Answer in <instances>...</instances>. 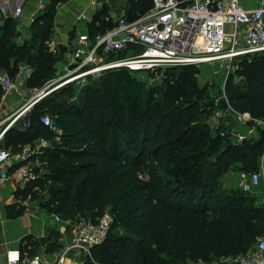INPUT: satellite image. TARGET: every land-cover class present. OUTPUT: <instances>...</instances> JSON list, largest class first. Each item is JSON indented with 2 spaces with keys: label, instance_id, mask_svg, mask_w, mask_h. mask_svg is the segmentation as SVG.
Listing matches in <instances>:
<instances>
[{
  "label": "trees",
  "instance_id": "trees-1",
  "mask_svg": "<svg viewBox=\"0 0 264 264\" xmlns=\"http://www.w3.org/2000/svg\"><path fill=\"white\" fill-rule=\"evenodd\" d=\"M67 1L45 0L31 22L30 41L22 45L12 41L13 19L4 20L0 73L15 77L24 63L32 69L25 85L36 89L54 77L60 56L48 43L57 8ZM127 2L129 20L152 5L151 0ZM114 24L102 18L87 34L93 38ZM239 59L240 82L229 75L225 96L236 111L264 121V52ZM177 67L182 68L179 74L176 67L166 68L173 71L164 78V90L147 89L127 69L105 71L95 85L86 87L82 108L61 102L60 97L70 94V85L56 89L34 103L23 128L12 126L4 133L0 148L12 153L38 139L52 143L26 161L38 162L49 172L16 191L18 198L48 183L50 198L41 208L51 215L95 219L106 209L113 212L105 241L91 249L85 264L209 262L247 253L264 235V206H256L246 193L219 190V178L232 167L259 171L264 131L236 145L213 134L207 119L218 97L201 102L196 66ZM43 114L59 133L40 122ZM25 211L19 203L6 206L10 218Z\"/></svg>",
  "mask_w": 264,
  "mask_h": 264
},
{
  "label": "built area",
  "instance_id": "built-area-1",
  "mask_svg": "<svg viewBox=\"0 0 264 264\" xmlns=\"http://www.w3.org/2000/svg\"><path fill=\"white\" fill-rule=\"evenodd\" d=\"M151 7L134 20L121 16L114 26L104 33L89 37L79 33L68 38L62 54V71L54 82L46 84L18 111L17 116L29 111L35 102L64 84L77 79L96 77L108 70L127 69L130 72H163L166 68L202 64L222 66L225 62L264 52V8H246L240 0H151ZM45 0H41L43 9ZM58 84H55L57 81ZM55 84V85H54ZM0 87L6 95L14 89L15 82L6 72L0 74ZM225 101V108L221 105ZM215 108L207 124L213 134H218L233 145L257 138L264 131V121L249 112L232 108L225 95L214 100ZM40 122L49 130L59 133L50 116L43 114ZM4 131V130H3ZM1 131L0 137L3 133ZM48 140L38 139L20 151L0 148V183L14 175L20 183L32 176V154L49 147ZM13 168L10 172L9 169ZM240 189L251 193L261 182L260 173H240ZM64 239L57 248L54 260L48 261L40 254L24 258L18 248H8L3 264H85L91 258V249L102 244L114 222L110 209L95 219L77 215L62 219ZM232 264H264V235L257 239L255 251L241 256Z\"/></svg>",
  "mask_w": 264,
  "mask_h": 264
},
{
  "label": "crops",
  "instance_id": "crops-1",
  "mask_svg": "<svg viewBox=\"0 0 264 264\" xmlns=\"http://www.w3.org/2000/svg\"><path fill=\"white\" fill-rule=\"evenodd\" d=\"M246 8H264V0H240ZM41 0H0V36L1 27L6 18L15 22V34L12 41L16 45H22L31 38V22L42 12ZM129 4L127 0H68L60 4L54 15V32L48 43L50 50H58V44H65L69 37L79 33H88L89 26L99 20H115L128 15ZM32 72L31 67L24 63L19 66V72L15 76V87L6 95L0 97V143L4 133L12 126L21 127V120L29 111L17 116L18 110L27 103L29 94L38 89L28 88L26 79ZM2 73V72H1ZM0 73V74H1ZM264 166V160L263 164ZM237 182H241L238 171ZM222 180H220L221 182ZM23 187L22 183L14 175L0 183V264L5 261L8 248H18L24 258H31L34 254H40L42 258L53 261L56 250L63 244L64 239L60 231V223L53 220L52 215L40 208V212L28 210L26 205L20 203L16 191ZM19 203L26 207L24 214L10 218L6 212V206ZM264 206V202L256 204Z\"/></svg>",
  "mask_w": 264,
  "mask_h": 264
},
{
  "label": "rangeland",
  "instance_id": "rangeland-1",
  "mask_svg": "<svg viewBox=\"0 0 264 264\" xmlns=\"http://www.w3.org/2000/svg\"><path fill=\"white\" fill-rule=\"evenodd\" d=\"M52 52L56 53L57 56H60L58 58V63L56 64V71L54 73V77L48 81L46 84H51L54 82V78L58 74L61 73L62 71V54L54 49ZM250 58V57H249ZM252 58V57H251ZM250 58V59H251ZM241 59L237 58L232 60L230 63L225 62L222 66L220 65H215V64H202L196 67L198 69L197 71V82L199 89L201 90L203 98L201 99V102H206L210 100L213 97H221L222 95H225L224 93V86L225 82L228 78L229 75H231L234 80V82H240V78L237 75V65ZM172 69H166L161 73H158L156 75H149L147 73L143 72H132L130 73L131 77H134L140 81H142L147 89H162L164 90L166 88V84L164 83V78L172 72ZM182 71V68L176 67L174 68V72L176 74H179ZM4 72V71H3ZM2 72V73H3ZM11 76V75H10ZM102 74H99L96 77H87L85 79H77L75 81H72L70 83L64 84L58 89L60 90L61 88L70 85L71 86V92L69 95H65L60 97L61 102L66 105H75L77 108H82L85 106V98H84V92L86 90V87L88 84H92L94 80L97 78H101ZM12 77V76H11ZM15 79V77H12ZM13 79V80H14ZM60 81H57L55 84H58ZM15 82V81H14ZM97 83V82H96ZM96 83H93L92 85H95ZM44 84L43 87L46 85ZM54 84V85H55ZM33 94H29V100ZM22 127V125H21ZM23 128V127H22ZM52 145V143L49 141L48 146ZM264 160V155L260 158L259 160V171L260 173V184L257 188L253 190L251 193H244L240 189V183L236 181V178L238 177V171L236 168L232 167L228 169L225 173L221 175L219 178L221 183H219V190L229 192V190L233 192H240L244 193L247 195L251 200L254 201L255 205L259 204L260 202H264V166L263 164ZM32 176L30 177L29 181L31 180H36L38 178H42V175L44 173L49 172V170L45 167H42V165L38 162H32ZM162 174V173H161ZM164 176V174H162ZM28 181V182H29ZM25 183H22L23 188H25ZM49 187V184H43L39 185L38 187L34 188L33 190H26V192L20 193V203H23L26 205L28 210L40 212V208L42 207V204L50 198V194L47 193V188ZM44 210V209H43ZM257 242V241H256ZM256 242L248 249L247 253H252L255 251V245ZM247 253L244 254H239V255H222L218 258L212 259L209 262H192V261H187L188 264H232L233 262L235 263L241 256L246 255Z\"/></svg>",
  "mask_w": 264,
  "mask_h": 264
},
{
  "label": "water",
  "instance_id": "water-1",
  "mask_svg": "<svg viewBox=\"0 0 264 264\" xmlns=\"http://www.w3.org/2000/svg\"><path fill=\"white\" fill-rule=\"evenodd\" d=\"M57 48H58V50L60 52H64L66 50V47H65L64 44H58V47ZM220 102H221V105L223 106V108H225V101H224L223 98H221ZM27 121H28V115L26 114L24 116V118L20 121L21 122V125L24 126V123H26Z\"/></svg>",
  "mask_w": 264,
  "mask_h": 264
}]
</instances>
